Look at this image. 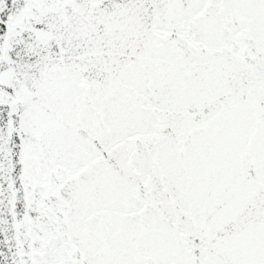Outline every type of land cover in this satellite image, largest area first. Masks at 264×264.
<instances>
[{"label":"snow or ice","instance_id":"6c2138e0","mask_svg":"<svg viewBox=\"0 0 264 264\" xmlns=\"http://www.w3.org/2000/svg\"><path fill=\"white\" fill-rule=\"evenodd\" d=\"M0 264H264V0H0Z\"/></svg>","mask_w":264,"mask_h":264}]
</instances>
